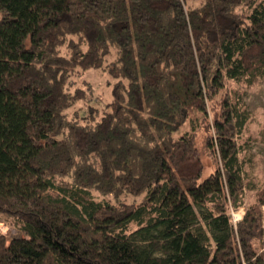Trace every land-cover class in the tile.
<instances>
[{"label":"trees","instance_id":"trees-1","mask_svg":"<svg viewBox=\"0 0 264 264\" xmlns=\"http://www.w3.org/2000/svg\"><path fill=\"white\" fill-rule=\"evenodd\" d=\"M260 77L264 0H0V264H264L232 85Z\"/></svg>","mask_w":264,"mask_h":264},{"label":"rangeland","instance_id":"rangeland-1","mask_svg":"<svg viewBox=\"0 0 264 264\" xmlns=\"http://www.w3.org/2000/svg\"><path fill=\"white\" fill-rule=\"evenodd\" d=\"M82 86L91 95L94 104L103 103L111 98V87L107 84L106 74L97 70L90 69L85 74L75 78L74 86ZM239 94L241 106L250 114V120L242 138L239 139L240 145L244 147L242 152L243 159H246L247 179L250 185L257 189L264 181V77L254 80L252 83L246 81L235 82L232 84ZM99 99L96 101V99ZM88 102H81L79 106L85 108ZM90 104V102H89ZM190 122L184 126L180 133L194 131L199 128L197 121ZM194 127V128H193ZM194 129V130H193ZM196 129V130H197ZM198 132V131H197ZM205 130L198 132V144L202 148L206 140ZM203 162L205 166L204 176L214 171L216 165L212 162L206 151L203 152ZM238 215L239 220L243 218L245 206L239 209H233ZM232 212V210H231ZM264 213V207H263ZM13 221L12 218L8 220ZM264 227V218H263ZM0 231L3 233L14 232L15 228L5 221L0 222ZM264 241V236H263Z\"/></svg>","mask_w":264,"mask_h":264},{"label":"built area","instance_id":"built-area-1","mask_svg":"<svg viewBox=\"0 0 264 264\" xmlns=\"http://www.w3.org/2000/svg\"><path fill=\"white\" fill-rule=\"evenodd\" d=\"M232 218H233V224L236 226L238 223L239 217L233 209H232Z\"/></svg>","mask_w":264,"mask_h":264}]
</instances>
